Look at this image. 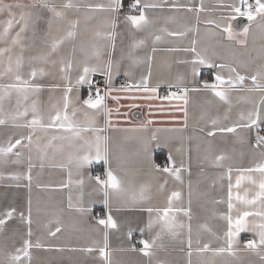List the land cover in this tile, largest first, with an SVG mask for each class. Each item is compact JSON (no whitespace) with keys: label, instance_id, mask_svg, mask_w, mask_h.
Instances as JSON below:
<instances>
[{"label":"snow or ice","instance_id":"1","mask_svg":"<svg viewBox=\"0 0 264 264\" xmlns=\"http://www.w3.org/2000/svg\"><path fill=\"white\" fill-rule=\"evenodd\" d=\"M182 10L192 14L194 28L187 23L172 27L180 23ZM201 23L206 32L218 38L211 54L196 38L186 47H158L170 39H183L188 32L199 34ZM118 27L129 38L119 49ZM257 33L260 47H253V57L248 40L253 36L255 44ZM234 45L244 50L247 59L233 52ZM217 49L232 55H221ZM158 51L186 57L177 61L185 66V72L178 73L174 82L164 81L169 91L163 96L158 95L161 82L152 83V64ZM141 65L147 71L137 79L135 70ZM121 74L124 79L118 83ZM47 77L52 78L50 94L47 102H42ZM189 93L203 96L200 120L205 127L200 131L204 136L196 145L200 175H204L206 165L225 170L218 179H227L226 198H210L208 192H198L199 180L194 188L190 164L184 159L177 163L171 145L161 142L157 135L162 130L150 127L152 120L133 129L143 134L147 161V168L140 170L139 183L124 171L123 149L113 144L109 135L110 131H129L119 128L113 117L127 116V112L121 113L122 108L140 107L137 100L149 102L150 109L157 100L177 101L175 108L184 113L187 127ZM125 100L133 103H122ZM261 125L264 0H215L212 8H207L204 0L198 4L177 0H0V126L15 130L0 139V180L12 182L6 188L23 186L28 190L26 201L19 193H0V264H34L33 249L45 247L46 237H56L62 231L59 214L45 222L42 216L47 213L38 198L34 206L33 170L37 166L41 171L46 166L66 170L67 180L59 187L75 186L80 193L75 203L69 193L68 211L94 221L89 229L90 246L72 251L98 253L102 264H111L112 231L123 232L130 242L138 233L130 250L146 257L147 264H170L158 256L166 249L165 240L178 242L181 250L186 246L187 264H232L229 258L237 251L254 255L264 264ZM236 145L247 146L250 166L234 167ZM161 157L162 162H157ZM233 172L237 173L234 183ZM185 173L187 208L176 203L181 200V191L167 194L169 180L183 186ZM24 180L26 184H22ZM86 185L91 188L87 201ZM36 186L45 187L38 179ZM153 189L166 198L164 204L150 203ZM194 191L211 205L206 209L205 222L195 227L191 210ZM97 204L100 210L94 212ZM132 211L140 212V217L121 219ZM209 220L224 222L222 235L220 229L209 226Z\"/></svg>","mask_w":264,"mask_h":264},{"label":"crops","instance_id":"2","mask_svg":"<svg viewBox=\"0 0 264 264\" xmlns=\"http://www.w3.org/2000/svg\"><path fill=\"white\" fill-rule=\"evenodd\" d=\"M84 2L91 3H104L106 0H84ZM178 3L188 4L190 2L199 3V0H177ZM204 4L207 8H212L215 5V0H204ZM159 11V10H157ZM167 12V9H165ZM204 14H202L203 17ZM214 15V14H210ZM181 17L180 23L178 25H172V27H182L185 23L189 27H195V20L192 18L191 13L181 11L179 13ZM199 34L195 32H188L187 36L180 40L170 39L168 43L160 44L158 47L160 49L168 47H186L188 46L191 39L196 38L200 41L202 46L209 47L210 54L211 49L216 48L218 38L211 36L205 31L206 26L201 23L199 25ZM116 44L117 49H119L122 44H127L129 38L126 34H122V29L117 28ZM225 44H231L227 40L222 41ZM253 47L259 49L260 39L259 34H256L255 44L253 43V36H249L248 40V51L253 57L256 56V52L252 51ZM219 54L224 56H231L232 52L217 49ZM233 52L241 59H247V55L244 54V50L240 48L239 45H234ZM185 54L183 53H166L164 51H158L156 53V58L152 64V83L158 81L161 82L160 88L158 90V95L163 96L162 89L168 87V84L164 81H175V77L178 73L185 72L186 68L184 65L179 64L177 61L180 59H185ZM167 61V62H165ZM170 65V66H169ZM146 66L141 65L135 70L136 78L139 79L141 74H146ZM124 77L121 74L117 78L119 83ZM52 81L51 77L45 78L46 87L43 90L40 99L42 102H47L49 97V85ZM190 103L187 106L188 118L187 127H184V113L178 111L175 108L177 101H155L153 102V107L149 108V102L143 100H137L135 103L139 104L140 107L128 109L122 108L121 113L127 112L128 115H120L119 117H113L114 121L117 122V126L121 129H129V131L124 132H109V135L113 137V144H119L123 149V160L122 167L124 171L131 178L136 177L137 183H139L140 170L147 168V161L143 155V139L142 135L138 131H133L141 122L146 120H152L153 123L150 126L153 130L156 128L162 131L158 132L157 135L160 137L161 142L167 141L171 147L173 155L176 158L177 163L181 159H184L186 165L190 164L191 179L196 188V182L199 180L198 192H208L210 198L219 199L221 197L226 198L227 192V179L219 180L218 176L222 169L215 168L211 165L204 166V175H200L201 165L197 161L196 145L201 143V138L204 133L200 131L201 128L205 127L203 121L200 120V116L204 111L203 106V96L196 93H189ZM124 104L133 103V101H122ZM157 105L163 108V111L159 110ZM114 106V105H110ZM101 123L103 121L101 120ZM264 128V125H261ZM15 131L11 127L0 126V139H3L5 133H11ZM231 135V134H227ZM219 142V141H218ZM231 144V141H229ZM177 148H182L183 152H176ZM237 153L236 158L233 161L234 167H248L250 166L251 156L248 153L247 146L236 145ZM159 150H157L158 152ZM165 151H167L165 149ZM243 152L244 155L241 156L240 153ZM155 156V154H154ZM189 157H191L189 161ZM162 157L157 159V162H162ZM115 166V165H114ZM24 170V169H20ZM37 173H40L37 177ZM237 173L233 172V183L235 182V176ZM185 184L181 186L177 182L169 180L167 185V194L171 191L179 190L181 191V200L176 202L182 207H189V196L187 188L188 173L184 174ZM33 186H32V196L34 206L39 199L40 206L46 210V215L42 216L45 222L48 219H54L56 214H59L61 220L62 231L57 233L56 237H46L44 240L45 247L41 249H33L34 264H102V258L99 257L98 253L86 254L80 251H72V249H79L82 247L90 246V226L94 224V221L85 220L80 216L79 213L75 211H68V196L71 192L73 196V202H76V198L79 196V190L72 186L69 188H60L62 182L67 180L66 170H62L58 167L46 166L43 171L37 166L33 170ZM37 179L39 183L45 187H37ZM215 181V183H214ZM12 183L11 181L4 179L0 180V193L7 191L9 195L19 193L21 198L26 201L28 190L26 187L16 188H6L5 185ZM27 181L24 180L22 184H26ZM91 192V188L87 185L84 188V199L88 200V193ZM197 191H194L191 198V210L193 212V226L196 224L204 223L207 215L206 209H209L211 205L208 204L207 200L202 196L198 195ZM166 198L153 189V198L150 201L152 205H162L165 203ZM100 205L97 204L94 212H99ZM221 208L225 206H220ZM61 210H63L61 212ZM140 212L132 211L127 212L121 219H135L140 217ZM146 216V214H144ZM183 218V217H182ZM186 221V218H183ZM209 226L213 230L220 229V234L222 235L223 221L220 220H209ZM35 230V228H34ZM55 230L53 226V231ZM126 231V229H125ZM138 233H134L133 241H129L123 232L112 231L109 234V249L111 251V264H147V258L143 257L138 251H131L130 244L138 239ZM166 249L158 252L160 259H166L170 264H187V248L184 246L181 250V245L178 242L165 240ZM50 246V247H49ZM141 245L137 244V248ZM63 248V251L57 249ZM210 257V254H208ZM197 258L194 255L193 261ZM219 259V258H217ZM232 264H259V260L254 255L246 252L237 251L235 257L229 258ZM106 264V262H104Z\"/></svg>","mask_w":264,"mask_h":264},{"label":"built area","instance_id":"3","mask_svg":"<svg viewBox=\"0 0 264 264\" xmlns=\"http://www.w3.org/2000/svg\"><path fill=\"white\" fill-rule=\"evenodd\" d=\"M168 91H169V88H168V87H164V88L162 89V93H163V95H166ZM171 91H175V88L171 89ZM262 128H263V127H262ZM261 134L264 135V131H262Z\"/></svg>","mask_w":264,"mask_h":264}]
</instances>
